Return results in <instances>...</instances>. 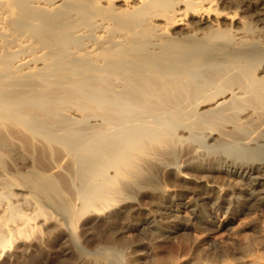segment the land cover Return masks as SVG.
<instances>
[{
    "label": "bare ground",
    "instance_id": "bare-ground-1",
    "mask_svg": "<svg viewBox=\"0 0 264 264\" xmlns=\"http://www.w3.org/2000/svg\"><path fill=\"white\" fill-rule=\"evenodd\" d=\"M63 236L264 264V0H0V264Z\"/></svg>",
    "mask_w": 264,
    "mask_h": 264
},
{
    "label": "rangeland",
    "instance_id": "rangeland-1",
    "mask_svg": "<svg viewBox=\"0 0 264 264\" xmlns=\"http://www.w3.org/2000/svg\"><path fill=\"white\" fill-rule=\"evenodd\" d=\"M172 210H173L172 211L173 214L182 213V212L177 211L178 210L177 207H173ZM101 223H103V221H101L99 224H101ZM97 225H98L97 221L93 222L91 224L85 225L86 227L84 226V230L83 231L79 230L78 232H80V233L82 232V238L85 239L86 236L87 237L89 236L90 232L91 233L95 232V230L97 228L96 227ZM236 225L237 224H235V226ZM159 228H160L159 232L163 233L167 237L169 233H167L166 226L165 225H161V226H159ZM171 236H170V238L166 239L165 242H170L171 241L172 242L171 246H172V244L174 243L175 240L174 239L171 240L172 239ZM224 237H225L224 238L225 239V244L226 243H228V244L225 245L223 243L222 246H224V245L227 246L228 245V247L236 253V249L235 248L233 249V245H231V242L233 241L234 237H229V235H227V234ZM127 238H129V236H127ZM160 239H162V238H159V240L158 239L154 240L155 246H157L158 244H162L164 242V240L162 241ZM59 240L60 241L56 242L57 244L54 243V245H53L54 248L52 247V250H51V248L39 247V246L37 247V246L34 245L31 249L28 250L27 253H25V254L19 253L18 254L19 260L18 259L15 260V257H11V258H8L7 261L4 264H61V262L67 257V253L66 252L68 250L70 242H69V238L67 236H63ZM245 241L247 243L249 240H245ZM145 242H147V240H145ZM135 245H136L135 243H131L130 249L128 251H132V249L134 250ZM254 247H256V248H254ZM172 248L173 249L177 248L176 249L177 252H181V251L178 250V247L176 246V244H174L172 246ZM251 248L253 249V251H252L253 255H255V257H256L258 255L257 251H256L257 246L253 245V246H251ZM154 249H155V247L152 246L150 251H149V255L152 258L155 257V254H154L155 250ZM169 249L170 248L168 247L165 250L169 251ZM168 251L164 252V254H166ZM191 254H192V250H187L185 252V254L183 253L181 255H182V257H185L184 260L186 261V260L191 258ZM24 257H26L25 260H24ZM257 258H259V255L257 256Z\"/></svg>",
    "mask_w": 264,
    "mask_h": 264
}]
</instances>
